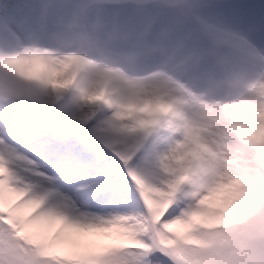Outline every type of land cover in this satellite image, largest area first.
I'll return each mask as SVG.
<instances>
[{
	"label": "snow or ice",
	"instance_id": "6c2138e0",
	"mask_svg": "<svg viewBox=\"0 0 264 264\" xmlns=\"http://www.w3.org/2000/svg\"><path fill=\"white\" fill-rule=\"evenodd\" d=\"M0 264H264V0H0Z\"/></svg>",
	"mask_w": 264,
	"mask_h": 264
}]
</instances>
